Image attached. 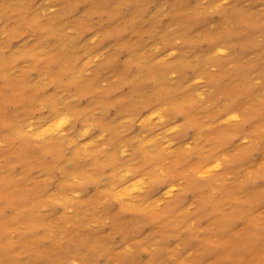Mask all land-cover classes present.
I'll list each match as a JSON object with an SVG mask.
<instances>
[{
  "label": "rangeland",
  "instance_id": "obj_1",
  "mask_svg": "<svg viewBox=\"0 0 264 264\" xmlns=\"http://www.w3.org/2000/svg\"><path fill=\"white\" fill-rule=\"evenodd\" d=\"M261 253L264 0H0V264Z\"/></svg>",
  "mask_w": 264,
  "mask_h": 264
},
{
  "label": "bare ground",
  "instance_id": "obj_2",
  "mask_svg": "<svg viewBox=\"0 0 264 264\" xmlns=\"http://www.w3.org/2000/svg\"><path fill=\"white\" fill-rule=\"evenodd\" d=\"M48 109H49L48 111L49 113L47 114V116L43 118L40 121V123H38L37 126L35 127L37 131L31 134V136H29L32 137L34 140L41 142L43 150H48L51 147L52 143H54L53 135L57 134V132L61 130V127L63 126V122H64L63 120L60 119L58 108L55 103H48ZM21 120H23V118H17L12 124H9L8 125L9 131H11L12 134L19 135L21 137L27 136V134L30 135L31 130L23 131L24 126H22ZM27 128L30 129L29 126ZM215 168L216 165L207 168L203 167L199 172V174L203 176L207 175L210 172L214 171ZM125 183H126L125 179L122 178L119 182H111L109 184V186H111V190L115 192L118 201H122L125 198V195H127L126 194L127 189L125 190V188L124 189L121 188L118 190V188L122 187ZM161 187L162 190L165 192L164 194H169L172 191V186L169 184L168 181H164ZM149 193L154 194V190ZM258 256L264 258V253H261Z\"/></svg>",
  "mask_w": 264,
  "mask_h": 264
}]
</instances>
